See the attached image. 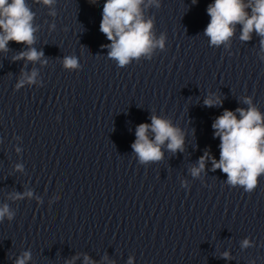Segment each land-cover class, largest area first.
<instances>
[{
	"label": "clouds",
	"instance_id": "clouds-1",
	"mask_svg": "<svg viewBox=\"0 0 264 264\" xmlns=\"http://www.w3.org/2000/svg\"><path fill=\"white\" fill-rule=\"evenodd\" d=\"M54 0H43L45 5L53 4ZM195 4L197 0H192ZM144 0H105L102 8V19L99 31L106 37L110 44L108 56L118 62L120 67L127 65L132 59H138L141 55H149L151 51L159 47L164 48L165 36L161 35L156 40L151 32L153 22L151 19L145 21L140 5ZM159 7V4H157ZM251 7L252 14L245 11ZM207 13L210 21L204 30V34L210 38V45L219 46L226 43L234 34V25H242V40H250L251 33L255 31L259 36L264 37V0H250L244 4L243 0H214L209 4ZM33 12L29 9L25 0H0V51H6L9 41L33 45L35 43L33 27ZM54 27V25H53ZM264 46V40L261 41ZM43 52L29 47L26 52L20 53V58L28 61H40ZM63 65L66 69L78 67V60L75 57H64ZM37 72L33 71L26 77L28 83L35 82ZM24 79L19 81L17 87L23 86ZM243 102L249 107L247 110L237 108L240 118L233 111L224 110L213 123L215 136L220 138V159L217 162L210 153L199 159V166L191 169V174L199 176L204 169L206 159L212 160V170L220 169L227 175V183L240 185L247 192H252L258 184V177L264 174V116L252 105L251 98H244ZM218 97H208L204 104L208 107L220 104ZM154 133V140H149L148 131ZM136 141L132 148L142 163L158 161L162 159L161 145L168 141L167 148L175 153L183 149V135L180 130L174 127L170 121L151 116V124L142 123L136 129ZM19 167V166H18ZM17 196L21 195L19 193ZM30 195V193H29ZM7 214L11 220L14 213L9 212L8 206L0 208V221ZM242 248L250 246V241L245 239L241 244ZM30 258V253H25L18 258L16 264H25ZM223 258L228 259L229 253H223ZM75 259V258H73ZM88 257H85L87 264ZM72 264V262H68ZM131 264V258L129 259Z\"/></svg>",
	"mask_w": 264,
	"mask_h": 264
}]
</instances>
